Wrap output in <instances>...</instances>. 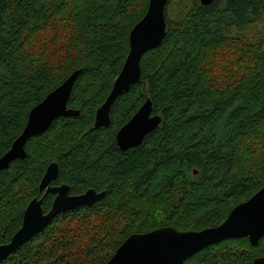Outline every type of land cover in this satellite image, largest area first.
<instances>
[{"label": "trees", "instance_id": "16d2710c", "mask_svg": "<svg viewBox=\"0 0 264 264\" xmlns=\"http://www.w3.org/2000/svg\"><path fill=\"white\" fill-rule=\"evenodd\" d=\"M149 0H0V157L30 110L73 72L68 108L0 172V245L21 226L50 163L70 195L104 199L57 215L0 264H105L132 234L220 225L264 185V0H168L166 36L140 61V79L94 128ZM175 1L178 4L174 7ZM176 13V14H175ZM149 98L159 127L122 152L115 134ZM54 196L42 207L50 209ZM246 238L226 240L184 264H251Z\"/></svg>", "mask_w": 264, "mask_h": 264}, {"label": "water", "instance_id": "95a60500", "mask_svg": "<svg viewBox=\"0 0 264 264\" xmlns=\"http://www.w3.org/2000/svg\"><path fill=\"white\" fill-rule=\"evenodd\" d=\"M168 0H149L142 19L134 25L128 36L129 51L112 88L102 105L96 110L94 128L110 125V110L114 102L127 93L140 79V61L143 55L159 47L166 36L165 8ZM214 0H199L201 6H209ZM80 71L73 72L61 85L35 107L27 118L20 135L9 150L0 157V172L7 170L16 160L26 157L25 145L33 137L47 131L60 118L76 117L79 112L69 109L68 101ZM162 119L152 114V104L147 98L130 120L115 134L118 149L126 152L141 145L145 137L155 131ZM59 175L57 163H50L38 186L41 197L33 198L26 206L21 226L6 244L0 245V262L17 250L30 238L39 234L59 214L80 207H91L104 199L105 191L88 189L80 195H70L65 184L52 185ZM54 198L45 212L42 204L47 195ZM264 237V185L249 200L235 206L218 226L200 231H178L163 227L143 234L130 235L105 264H184L203 249L226 240L246 238L256 247ZM251 264H264V256Z\"/></svg>", "mask_w": 264, "mask_h": 264}, {"label": "rangeland", "instance_id": "374dc122", "mask_svg": "<svg viewBox=\"0 0 264 264\" xmlns=\"http://www.w3.org/2000/svg\"><path fill=\"white\" fill-rule=\"evenodd\" d=\"M176 2L177 1L174 2L175 3L174 7L178 5ZM262 31H264V18L257 25H255L252 29H250V31L247 33H252L253 35L256 36V35L261 34Z\"/></svg>", "mask_w": 264, "mask_h": 264}]
</instances>
